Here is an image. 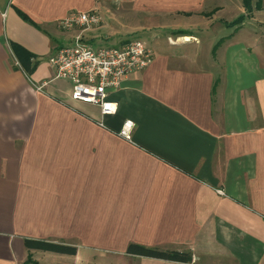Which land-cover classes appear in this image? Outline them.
I'll list each match as a JSON object with an SVG mask.
<instances>
[{
	"label": "crops",
	"instance_id": "1",
	"mask_svg": "<svg viewBox=\"0 0 264 264\" xmlns=\"http://www.w3.org/2000/svg\"><path fill=\"white\" fill-rule=\"evenodd\" d=\"M228 2L0 0V264H264V37L229 25L236 14L220 17ZM123 3L167 19L166 35L144 40L151 63L124 78L110 95L116 112L101 116L71 100L49 57L77 33L59 20ZM130 25L83 36L117 45ZM10 42L31 53L30 73ZM130 243L191 260L128 254Z\"/></svg>",
	"mask_w": 264,
	"mask_h": 264
},
{
	"label": "built area",
	"instance_id": "2",
	"mask_svg": "<svg viewBox=\"0 0 264 264\" xmlns=\"http://www.w3.org/2000/svg\"><path fill=\"white\" fill-rule=\"evenodd\" d=\"M101 23L102 17L94 9L71 12L59 20L60 28L79 31L67 45L57 48L49 61L54 67L53 78L71 81V100L95 105L105 116L117 110L110 95L121 87L129 73L145 69L153 54L140 38L125 39L118 45L93 46L84 39L83 32ZM132 127L130 120L125 121L121 133L129 137Z\"/></svg>",
	"mask_w": 264,
	"mask_h": 264
},
{
	"label": "rangeland",
	"instance_id": "3",
	"mask_svg": "<svg viewBox=\"0 0 264 264\" xmlns=\"http://www.w3.org/2000/svg\"><path fill=\"white\" fill-rule=\"evenodd\" d=\"M257 0H252V4ZM238 0H231V2L226 3L225 10L220 14V17H224L226 19H230L231 16H235V14L238 12ZM105 9L101 8H93L96 10L100 15H103L102 23L94 28H91L89 30H86L83 32V34L87 31L94 30L96 35H102L103 36H109V37H116L120 35V32H123V28L127 25H130L132 27H138L137 31L133 32L132 34H129L126 38H140L146 41L150 40V37L153 35H162L165 36L166 32L163 31V26L165 23L168 22L167 19H161V18H150L148 16H144L141 13H131L129 10V5L122 4V6H119V8L112 4H105ZM238 15V14H236ZM181 21V20H180ZM188 20H182L181 24H187ZM243 28L246 29V31L254 34L261 35L264 37V0H260V6L259 9L253 8L250 12V15L244 20ZM120 28H122L120 30ZM79 29H77V32ZM100 37V39H101ZM99 39V38H98ZM173 39H177V37H174ZM171 41V39H169ZM69 43V42H68ZM68 43L64 44L67 45ZM94 44V43H93ZM107 44V43H103ZM116 45V44H114ZM118 45V44H117ZM93 46H99L94 44ZM107 46V45H102ZM250 53L252 51V47H250ZM252 57V56H251Z\"/></svg>",
	"mask_w": 264,
	"mask_h": 264
},
{
	"label": "trees",
	"instance_id": "4",
	"mask_svg": "<svg viewBox=\"0 0 264 264\" xmlns=\"http://www.w3.org/2000/svg\"><path fill=\"white\" fill-rule=\"evenodd\" d=\"M241 4L243 6L244 12L239 14L232 22L229 23V25L235 26L241 24L250 15V12L253 8L259 9L260 0H257L254 5L252 4V0H241ZM10 47L13 54L16 56L27 73H30L34 68V64L33 66H30L32 62L31 60L33 58L31 53L15 42H10ZM24 245L27 249L47 250L62 254H75L76 251L75 247L70 245L39 239H25ZM126 252L128 254L178 262H188L191 260V254L186 251L168 249L162 250L135 243H130L127 246ZM27 262H30L31 264H38L36 261H33L30 256L27 257Z\"/></svg>",
	"mask_w": 264,
	"mask_h": 264
},
{
	"label": "bare ground",
	"instance_id": "5",
	"mask_svg": "<svg viewBox=\"0 0 264 264\" xmlns=\"http://www.w3.org/2000/svg\"><path fill=\"white\" fill-rule=\"evenodd\" d=\"M187 39H189V38H187Z\"/></svg>",
	"mask_w": 264,
	"mask_h": 264
}]
</instances>
